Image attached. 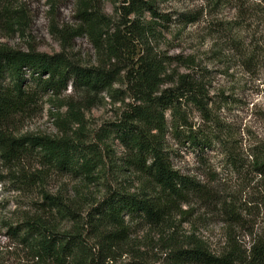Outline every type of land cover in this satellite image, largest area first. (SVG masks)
Instances as JSON below:
<instances>
[{"label":"rangeland","instance_id":"rangeland-1","mask_svg":"<svg viewBox=\"0 0 264 264\" xmlns=\"http://www.w3.org/2000/svg\"><path fill=\"white\" fill-rule=\"evenodd\" d=\"M15 1L14 9L27 16L25 27L15 31L0 27L1 44L14 50L63 53L82 67L114 64L90 37L76 34L82 24L80 0ZM141 1L152 4L153 11L145 7L140 16L128 17L142 27L143 36L131 35L123 64L144 56L149 46L166 62V83L190 74L207 92L208 115L185 103L178 113L186 125L178 122L179 114H167L164 144L173 170L198 183L200 193L164 202L159 226L130 222L129 238L121 250L100 253L92 264H175L171 255L177 247L195 245L216 256L233 249L244 255L264 238V173H260L264 161V0ZM123 4L122 0H99L110 33L127 23ZM26 77L38 97L26 114L14 118L9 130L17 137L62 138L67 134L83 140L98 147L101 165L86 178L48 165L40 154L12 163L0 155V264H40L8 230L10 225L38 218L61 234L80 226L85 245L97 253L89 218L109 191L156 194L129 163V152L116 133L127 104L133 103L131 92L123 83L88 95L69 86L57 97L43 92L29 73ZM69 105L78 113L79 124L70 115ZM192 129L208 131L215 141L213 148L202 153L181 138ZM50 199L71 213L61 217L56 209L49 210Z\"/></svg>","mask_w":264,"mask_h":264},{"label":"trees","instance_id":"trees-1","mask_svg":"<svg viewBox=\"0 0 264 264\" xmlns=\"http://www.w3.org/2000/svg\"><path fill=\"white\" fill-rule=\"evenodd\" d=\"M15 2L0 0V27L5 30L25 27L27 16L23 10L14 9ZM122 3L127 23L110 33L107 18L99 11V0L79 1L82 24L76 34L87 35L99 50H105L109 60L114 62L111 67H82L70 62L63 53L49 55L33 49L14 50L0 43V155L5 161L18 162L35 153L58 170H71L91 178L101 165L96 145L67 134L62 138L17 137L9 130V125L36 103L38 94L28 87V73L43 92L57 97L69 86L88 95L111 90L115 84L123 83L131 92L133 103L127 104L123 119L115 126L117 137L129 152V163L144 175L146 183L156 192L148 197L146 192L109 191L93 208L92 218H89L99 249L97 253L85 245L78 230L80 226L72 233L61 234L39 218L10 225L11 236L19 245L28 248L40 264H92L100 258V253L108 254L113 248L121 250L129 238L130 222L159 226L164 219V202L200 193L198 183L173 170L164 144L167 114H179L181 104H192L203 115H208L205 86L190 74L178 75L176 80L166 83V62L149 46L144 56L131 64H123L131 35L143 36L142 27L128 17L140 16L145 7L153 11V5L141 0H122ZM165 85L169 86L163 88ZM69 108L73 120L80 123L78 113L71 105ZM179 117L178 122L186 125L183 116L179 114ZM174 128L179 133L178 124ZM181 138L202 153L215 144L208 131L188 130ZM260 166V173H264V161ZM60 206L61 203L50 199L49 210L56 209L61 217H67L71 212H65ZM171 258L175 264H264V238H259L244 255L233 249L216 256L205 247L195 245L188 249L177 247ZM135 264L146 262L135 261Z\"/></svg>","mask_w":264,"mask_h":264}]
</instances>
